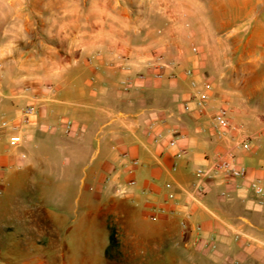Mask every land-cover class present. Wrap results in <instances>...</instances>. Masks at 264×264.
Wrapping results in <instances>:
<instances>
[{
  "label": "crops",
  "instance_id": "obj_1",
  "mask_svg": "<svg viewBox=\"0 0 264 264\" xmlns=\"http://www.w3.org/2000/svg\"><path fill=\"white\" fill-rule=\"evenodd\" d=\"M29 1V9L22 5L0 8V264H18L23 251L45 246L40 245L46 237L43 225L51 224L52 219L20 201L21 192L30 185L37 194L52 192L56 184L63 187L67 175L92 150L100 155L89 176L101 221L110 217L124 228H135L137 211L149 219L150 207L162 204L170 195L177 202H189L184 190L191 187L196 170L232 144L230 137H219L212 126L211 117L219 107L226 109L231 123L242 126L235 138L251 136V150H236L238 164L247 168L244 179L229 183L221 175L210 178L201 202L191 204V220L201 224L206 234L217 235V250L175 246L182 239L178 215L158 216L142 231L140 240L159 255L172 243L196 262L211 259L233 264L237 258L239 264L264 263V205L256 204L249 189L253 178L264 182V0H240L238 15L249 18L248 25L223 22L209 30L208 51L215 58L221 48L227 59L215 78L223 82V88L212 84L201 114L182 109L192 93L183 70L193 66L194 77L202 76L199 57L177 41L179 21L183 13L195 15L201 10L213 17L227 16L225 11L233 10L235 4H225L226 0H210L207 6L193 0ZM148 18H159L158 26L146 22ZM160 25L162 28L154 30ZM231 29L235 35H228ZM136 31H143V41L130 42L122 36ZM221 31L226 32L222 38ZM39 32L61 34L62 40L44 41ZM159 32L162 34L148 40L147 34ZM157 53L175 65V78L148 77L129 92L122 91L119 81L128 72L121 56L128 57V71L133 74ZM46 84L54 91H47ZM27 85L38 96L39 112L22 127V143L10 147L8 136L13 131L1 122H18L31 94L23 90ZM63 118L71 119L74 126L72 136L64 135L61 141L56 133H62ZM157 132L166 134L159 143L153 141ZM171 138L176 139L172 147L167 145ZM181 148L186 152L175 157ZM134 159L138 160L136 166L131 164ZM131 175L136 184L123 197L116 196L117 184L126 183ZM233 227L263 245L235 243ZM19 228L36 233L23 239L15 232Z\"/></svg>",
  "mask_w": 264,
  "mask_h": 264
},
{
  "label": "rangeland",
  "instance_id": "obj_2",
  "mask_svg": "<svg viewBox=\"0 0 264 264\" xmlns=\"http://www.w3.org/2000/svg\"><path fill=\"white\" fill-rule=\"evenodd\" d=\"M192 2L207 6L210 0H193ZM227 2L235 4V10L225 11L230 14L227 16H209L206 10H201L195 15L183 13L179 21L180 32L177 39L182 48L189 50L190 54L195 56V58L196 56L199 57L198 62L201 67L198 68V71L200 75L211 82V84L218 83L220 88H223V82L217 81L215 78L216 74L222 72L223 63L227 58H223L224 50L221 48L217 50L219 52L215 58L208 51L209 30L215 25H222L223 22L232 21V25L236 27L249 24V18L238 15L240 13L238 7L242 4L241 1L226 0L225 4ZM20 5L29 9L30 1L11 0L5 2L0 0V8L2 9L17 8ZM157 19L159 18H148L146 22H151V24L158 26L156 25L158 24ZM148 28L146 27L145 29L147 30ZM156 28L160 29L162 26L155 27L154 30ZM234 30L231 29L227 32L228 35L230 33L235 35ZM224 33L226 32H219V37L222 38L225 35ZM161 34L160 32L149 33L147 38L151 40ZM39 36L50 43H57L62 40L61 34H54L53 32H39ZM122 36L130 40V42H141L143 41L144 33L143 31H136L130 34H122ZM192 46L197 47L198 53L191 51ZM226 55L227 57L229 56L228 50H226ZM189 67L195 68L193 66ZM64 135L65 137L72 136H66L63 131L62 133H56V136L61 141ZM99 160L100 155L95 154L94 150H92L89 152L87 159L80 161L77 167L67 175L68 181L63 187L56 184L53 186L52 192L37 194L32 192L30 185L21 192L19 195L20 201L28 203L29 207L33 209L44 211L45 214L48 213L52 221H50L51 224L43 225L42 232L45 233L46 237L41 238L42 243L40 245L45 246L38 250L31 248L29 252L23 251L18 256V264H225L223 261L219 262L211 259H202L200 262H196L192 258L185 256V254H181L180 249L173 246L172 243L168 244L170 248L164 254L159 255L158 252H150L144 247L140 237L142 231L148 230L153 221L143 218L140 211H137L135 215V228L131 226L124 228L120 222L112 221L110 217L104 219L105 222L101 221L97 216L92 200L94 192H92L91 186L94 184L89 176L90 168ZM84 163L87 168H79ZM133 177L135 179L133 175L130 178ZM15 232L18 236L22 235L23 239H28L27 236L29 234L36 233L35 231L29 233L20 228L15 230ZM47 238L48 240L46 241ZM123 239L126 241L124 242L125 244L122 242ZM245 264L259 263L252 260V262H246Z\"/></svg>",
  "mask_w": 264,
  "mask_h": 264
},
{
  "label": "built area",
  "instance_id": "obj_3",
  "mask_svg": "<svg viewBox=\"0 0 264 264\" xmlns=\"http://www.w3.org/2000/svg\"><path fill=\"white\" fill-rule=\"evenodd\" d=\"M192 51L197 52V47L192 46ZM122 66L127 70V75L119 81V86L122 91L129 92L132 88L137 86L138 82H142L145 79L152 78L161 80L164 78H175L176 68L175 65L165 58L163 53H157L156 55L148 58L143 63V68L131 74V64L127 56H121ZM88 63H92V58H88ZM183 75L189 79V85L192 89L190 99L182 103V109L184 112H191L193 110L198 113H202L206 107V102L209 98V90L212 87L211 82L206 78H195L194 70L192 68H185ZM92 79V78H91ZM47 91L53 92L54 87L51 84L44 86ZM32 86L27 85L23 88L25 92L31 93ZM36 94L31 93L29 95V102L22 108L18 122L8 125V121L3 120L1 122L2 127H9L12 132L8 136V145L10 147L19 146L24 135L22 133V127L29 124L32 119L39 112V101ZM212 126L215 133L219 137H230L231 146L225 151L217 153L212 161L204 167H200L196 170L194 181L190 188L184 190L189 196V202H177L171 195L162 203L158 205H152L147 213L149 219L154 220L160 215L179 217V226L182 239L174 242L175 246H183L187 248H197L200 250H206L208 252H215L218 248V238L214 233H205L201 224L193 222L191 220L192 203H200L201 197L205 192L206 181L217 175H221L231 183L235 179H244L247 176V168L238 164L236 157V150L241 149L245 151L251 150L250 138L251 136H245L241 138H235L234 135L238 134L242 130L241 125H236L230 122L226 109L219 107L211 117ZM73 122L71 119L63 118L60 121V128L64 134L70 135L73 132ZM166 137L164 132H157L154 134L153 141L159 143ZM167 145L172 147L176 145V139H168ZM186 152L185 148L178 149L175 153V157H181ZM131 164L136 166L138 160L134 159ZM171 169L176 170V165L173 164ZM110 179V178H109ZM107 179V180H109ZM136 184L134 178H130L124 184H117L114 193L116 196H124L129 190ZM249 189L255 196L256 204L259 206L264 205V182L260 178H253L249 181ZM222 196L227 195L226 192H221ZM232 240L237 242H243L244 244H251L252 242L262 244L251 237L247 232L233 227ZM263 245V244H262ZM233 264H239V260L233 259Z\"/></svg>",
  "mask_w": 264,
  "mask_h": 264
}]
</instances>
